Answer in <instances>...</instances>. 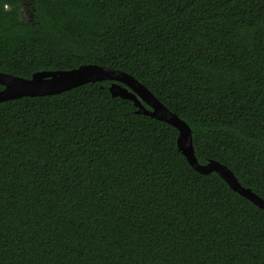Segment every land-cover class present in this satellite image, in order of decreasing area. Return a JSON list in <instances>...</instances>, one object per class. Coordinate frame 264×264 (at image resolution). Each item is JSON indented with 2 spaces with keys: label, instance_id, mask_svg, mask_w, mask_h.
I'll return each instance as SVG.
<instances>
[{
  "label": "trees",
  "instance_id": "1",
  "mask_svg": "<svg viewBox=\"0 0 264 264\" xmlns=\"http://www.w3.org/2000/svg\"><path fill=\"white\" fill-rule=\"evenodd\" d=\"M83 64L134 77L264 199V0H0V72ZM108 84L0 101V264H264V209Z\"/></svg>",
  "mask_w": 264,
  "mask_h": 264
},
{
  "label": "water",
  "instance_id": "2",
  "mask_svg": "<svg viewBox=\"0 0 264 264\" xmlns=\"http://www.w3.org/2000/svg\"><path fill=\"white\" fill-rule=\"evenodd\" d=\"M103 80L109 81L107 89L111 96L131 100L137 113L149 115L172 125L177 130V148L193 169L201 174L217 173L230 189L260 209H264V199L250 188L242 186L228 167L213 159L204 164L198 163L193 152L191 130L187 123L126 72L95 64H83L68 70L36 71L29 78L0 72V101L22 96L55 94L86 82Z\"/></svg>",
  "mask_w": 264,
  "mask_h": 264
},
{
  "label": "rangeland",
  "instance_id": "3",
  "mask_svg": "<svg viewBox=\"0 0 264 264\" xmlns=\"http://www.w3.org/2000/svg\"><path fill=\"white\" fill-rule=\"evenodd\" d=\"M21 3L23 4V9L26 11V0H21ZM28 17V14H27Z\"/></svg>",
  "mask_w": 264,
  "mask_h": 264
}]
</instances>
